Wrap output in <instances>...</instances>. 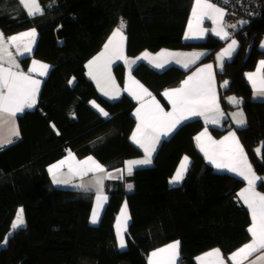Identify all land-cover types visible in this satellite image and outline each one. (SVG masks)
I'll return each mask as SVG.
<instances>
[{
    "label": "trees",
    "instance_id": "1",
    "mask_svg": "<svg viewBox=\"0 0 264 264\" xmlns=\"http://www.w3.org/2000/svg\"><path fill=\"white\" fill-rule=\"evenodd\" d=\"M193 1L40 0L44 10L34 17L17 0L0 1V27L6 34L36 28L33 56L51 66L37 107L18 116L19 137L0 149V264H148L152 250L174 240L180 241V264H197L196 256L209 249L228 254L250 240V212L238 196L245 182L215 170L198 150L195 135L205 126L201 119L183 123L165 139L152 166L110 183L109 204L98 225L90 222L94 192L55 187L48 171L69 151L81 158L92 155L109 169L141 155L130 139L136 102L126 94L117 100L104 97L86 64L121 20L127 23L130 56L163 48L199 49L206 52L202 61H214L225 41L212 35L201 42L183 39ZM243 21L247 23L233 36L237 52L217 77L229 78L228 86L220 87L227 109L236 107L228 96L242 98L247 122L238 133L255 170L264 174V102L252 98L246 77L264 57V4L259 19ZM191 70L170 66L158 71L141 61L134 74L162 97L164 89L178 86ZM115 71L122 82L125 66L118 64ZM210 129L215 135L227 130ZM185 155L192 159L190 168L183 182L173 185L171 178ZM127 183L133 184L130 191ZM259 187L264 190V183ZM124 201L131 222L127 248L120 249L115 222ZM21 207L25 225L13 230Z\"/></svg>",
    "mask_w": 264,
    "mask_h": 264
},
{
    "label": "snow or ice",
    "instance_id": "2",
    "mask_svg": "<svg viewBox=\"0 0 264 264\" xmlns=\"http://www.w3.org/2000/svg\"><path fill=\"white\" fill-rule=\"evenodd\" d=\"M223 2L228 3V0H223ZM20 3L27 10L29 16L42 14L43 10L38 0H20ZM226 15L225 8L218 7L210 0H195L184 38L202 39L206 33L211 32L222 40L228 39L231 33L226 28L235 29L237 25L229 24L225 26L224 18ZM205 18L211 19L215 27L212 29L201 27ZM239 23L243 25L247 22L242 20ZM125 27L126 23L121 20L120 25L114 29L103 46V50L88 62L87 67L89 69L88 75L97 81V86L104 95L116 98L120 95V90L111 76L110 66L114 59L123 60L129 66V84L124 90L140 101V107L136 109L139 123L131 139L144 151L142 159L131 160L126 163V171L131 175L134 166L150 165L152 163V154L155 152L156 144L159 143L160 138L167 136L183 121L202 116L205 118L206 124L209 122L218 124L223 113L219 107L212 64H206L198 68L196 72L182 81L179 87L165 90L163 96L167 98L172 108L171 111H165L155 97L139 81L131 77V66L136 63V60L146 59L153 63L155 67L162 68L168 62L166 58L171 57L175 59L176 63H183V66L187 68L200 59L204 53L184 54L183 59H181L182 54L162 50L156 56L145 52L135 60H129L124 55V44L127 39L124 34ZM35 36V29L7 38L3 36V33H0V132L5 128L7 129V135H0V148L13 143V137H19V129L16 124L17 114L23 113L25 109L33 108L36 104L41 81L31 74L37 73L39 76H45L50 68V65L33 60L28 73L20 71L16 56L9 51V48L14 46L16 52L21 56L30 53L35 42ZM238 47L239 42L232 39L231 43L217 54V66L221 71L225 59H230ZM261 47L264 48V41L261 42ZM162 58H164L163 62H160ZM246 76L256 90V95L264 96V60L259 61L256 72L246 73ZM228 83V81H224L221 87H226ZM227 99L232 104L242 103L236 97H228ZM92 103L94 107L99 108V105H96L94 101ZM99 110L104 116L108 115L103 109ZM232 116L237 125L244 126L246 124L242 111L232 113ZM195 140L197 146L204 152L205 157L214 167L226 169L247 181V187L242 189L238 196L250 211L252 223L248 228V232L251 235V240L229 257L233 264H243V261L248 257L259 250H264V194L256 191L257 182L264 181V177H258L254 172L235 132H229L222 140L216 141L209 135L206 127L203 132L195 137ZM255 151L258 155L261 153L260 148ZM65 164L68 165L69 171L73 175L83 176L89 172L103 173L105 171L104 167L92 157L77 161L69 151L67 157L51 165L48 169L54 184L69 182L67 179L60 178V169ZM187 165L188 157H184L179 169L170 181L171 184H176L183 179ZM108 178H111L110 173ZM103 179L104 177H97L96 184L102 186ZM80 187L84 188L85 186L80 185ZM127 187L131 189L132 185L129 184ZM106 199L107 197L98 188L96 207L93 209L91 216L93 224L98 222L99 209ZM23 212V208L17 211L16 218L12 223L13 230L25 225ZM128 219L127 204L125 203L121 210V217L117 221V237L120 248L126 246L124 233ZM4 243H7V237ZM178 259L179 242L177 241L151 253L149 264H176ZM197 259L199 264H224V258L219 249H213ZM257 260L264 261V255L258 256Z\"/></svg>",
    "mask_w": 264,
    "mask_h": 264
},
{
    "label": "crops",
    "instance_id": "3",
    "mask_svg": "<svg viewBox=\"0 0 264 264\" xmlns=\"http://www.w3.org/2000/svg\"><path fill=\"white\" fill-rule=\"evenodd\" d=\"M0 1H1V0H0ZM210 2L216 4L218 7L225 8L224 6H222L221 4H219V3H217V2H215V1H213V0H210ZM17 3L20 5L21 10H22L23 12H25L26 15H28V14H27V10H26V9L24 8V6L20 3V0H17ZM38 3H39V5H40L41 9L44 10V9H43V6H42V3L40 2V0H38ZM194 3H195V0L193 1L192 8H193ZM192 8H191L190 16H189V18H188V22H189V20H190V18H191V15H192ZM226 11H227V10H226ZM42 12H43V11H42ZM37 15H40V14H37ZM37 15H34V16H37ZM34 16H29V15H28V17H34ZM124 22H125V21H124ZM125 23H126V22H125ZM126 24H127V23H126ZM224 24H225V26H227V25H229V24H235V23H233V22H231L230 20H228L227 15H226L225 18H224ZM201 27H203V28H205V29H212V28L215 27V25L213 24V22H212L211 19H207V18H205V19H203V21H202ZM187 28H188V23H187L186 30H185V32H184V36H183V39H184L185 42H201V41H205V40L208 38V36H210V35L215 36V35L212 34L211 32H208V33H206V34L204 35V37H203L202 39H185L184 37H185V33H186V31H187ZM238 28H239L238 26H237V28H235V29H232V28H226V30H227L229 33H231V35L229 36L228 39L222 40V39H220L219 37L215 36L217 39L226 42L225 45H224V46H223L218 52H221L222 49L226 48L227 45H228L229 43H231V40H232V39H235L233 36H234V33L237 31ZM31 29H35L36 36H35V42H34V44L32 45V51H31L30 53H25L24 55L21 56V55H19V54L16 52V49H15L14 46H12V47L9 48V51H11V52L13 53V55H15L16 58H17V63H18L19 66H20V69H19V70H20V71H23V72H25V73H28V72H29V69H30V67H31V65H32V61H33V60L40 61V62H42V63H44V64L50 65L49 63H47V62H45V61H43V60H40V59H38V58H36V57L33 56V54H34V50H35V48H36V45H37V42H38V39H39V33H38L37 29L32 27V28H27V29H24V30H22V31H19V32L13 33V34H6V32L0 27V33H3V36H4L5 38L10 37V36H13V35H17V34H19V33H23V32L29 31V30H31ZM125 29H126V27H125ZM125 29H124V34H125V36L127 37V35H126V33H125ZM235 40H236V39H235ZM262 41H264V36L261 38L260 45H261V42H262ZM126 47H127V39H126L125 44H124V55H125L129 60H135L137 57H133V56L128 55L127 52H126ZM261 48H262V47H261ZM237 49H238V48H237ZM237 49H236V51L233 53V55H232V57H231L230 59H232V58L234 57V55H235L236 52H237ZM262 49L264 50V48H262ZM102 50H103V49H102ZM102 50H101V51H102ZM162 50L167 51V52H170V53H179V54H182L181 57H180L181 59H183V55H184V54H191V53H204V55H205V53H206L205 51H202V50H199V49H174V48H163V49H161V50H159V51H156V52H149V51H145V52L150 53L152 56H156V54L160 53ZM101 51H100V52H101ZM100 52H98L96 55H94L90 60H92L94 57H96ZM145 52H143V53H145ZM218 52L215 54L214 61H202V58L204 57V55H202V56L200 57V59L196 60L195 63L190 64L189 67H187V68H185V67L183 66V63H180V64L176 63V62H175V59H173V58H171V57H167V58H166V59L168 60V62L165 63V64H164V67H162V68H157V67H155V65H154L153 63H150L149 60H146V59L136 60V63L133 64V65L131 66V77L134 78L136 81H139V83L142 84V85H143V86H144V87H145V88H146V89L152 94L153 97H155L156 101H158V102L160 103L161 107H162L165 111H171V110H172V108H171V104L168 102L167 98L163 96V93L165 92V90L173 89V88H177V87H179V86L181 85L182 82H181L178 86L170 87V88H166V89H164V90L162 91V97H160L158 94H156L154 91H152V89H150L147 85H145V84H144V83H143V82H142V81H141V80H140V79L134 74V69H135V67H136L141 61H143V62H146L148 65H150L152 68H154L155 70H158V71L165 70L166 68H168V67H170V66H173V65H176V66H178V67H181L182 69H185V70H190V69H192V70L186 75V77L182 80V81H184L185 79H187L188 76H190V75H192L194 72H196L198 68H201V67H203V66L206 65V64H212V65H213L214 74H215V88H216V93H217V97H218L219 107H220L221 112L223 113V116L220 118V122H219L218 124H212L211 122H209V123L206 124V122H205V118L202 117V116L192 117V118H190L189 120L183 121L180 125H178V126H177V127L171 132V133H169L167 136H162V137L160 138L159 143L156 144V150H155V152L152 154V163H151L150 165H137V166H134L133 171H135L136 169H139V168L150 167V166H152V165L154 164L155 156H156V154H157V152H158V150H159V148H160L162 142H163L165 139L170 138V137H171V136H172V135H173V134L179 129V127H181V125H182L183 123H185V122H187V121H190V120H193V119H201V120L204 122L205 126H204L202 129H200V130L198 131V133H196L195 137H196L197 135H199L201 132H203L204 129H205L206 127H207V130H208L209 135L212 137L213 140H216V141H220V140H222L223 137H225V136H227V135L229 134V132H235L236 137L239 139V143H240V145H242V147H243V149H244V152H245L246 155H247L248 162L251 164V166H252L254 172L256 173V175H257L258 177H264V174H259V173L255 170V168H254V166H253V164H252V162H251V160H250V157L248 156L247 151H246V149H245V147H244V145H243V143H242V141H241V139H240V136H239V133H238V129H239V128H243L246 124H245L244 126H239V125H237V124L235 123V120L233 119V116H232V113H236V112H241V111H242V112H243V117H244V119H245L246 122H247V118H246L245 111L243 110V108H242V106H241L242 103H240V104H232V103H231L232 105H236V107H233V108H230V109H227V108L224 106V99L222 98V94H221V92H220V87H221V85L223 84L224 81H228V82H229V78L225 77V78H222L220 81L218 80L217 74H218V72H221V69L217 66V63H218V62H217V54H218ZM143 53H142V54H143ZM142 54H141V55H142ZM141 55H140V56H141ZM140 56H138V57H140ZM26 59H28V60H26ZM163 59H164V58H162L160 62H163ZM230 59H227V58L225 59V62H224V65H223V70L225 69V66H226L227 61H229ZM90 60H89V61H90ZM261 60H264V57H263L262 59H260L259 61H261ZM89 61H88V62H89ZM259 61H258V63H257L256 68H255L254 70H252V71L247 72V73L256 72L257 67H258V64H259ZM88 62H87V64H86L87 74H88V72H89V69H88V67H87ZM118 64H123V65L125 66L124 78H123V81H122V82L120 81V79H119V77H118V74H116V71H115V67H116ZM5 66H7V65H5ZM50 68H51V66H50ZM50 68L48 69L47 74H46L45 76H39L37 73H32V74H31V75H33L36 79H39V80L41 81V83H40L39 92H38V95H37V100H36V104H35V106H34L33 108H31V109H25L24 112H26V111H28V110H32V109H34V108L37 107V105H38V101H39V97H40V94H41V91H42V87H43V84H44V79L49 75ZM223 70H222V71H223ZM110 72H111V76H112V78H114L115 83H116V85L118 86V88H119V90H120V95H119L118 97H116V98H111V97H109V96H105L104 93H103V92L100 90V88L97 86V81L94 80V79H92L89 75H88V76H89V78L95 83V85H96V87L98 88L99 92H100L104 97H106L107 99H109V100H117V99L121 98L124 94H126V95H128L130 98H132V99L136 102V107H135L134 110H133V115H134V117H135V119H136V125H135V127H134V129H133V131H132V133H131V136H130V139H131L132 134H133V132L135 131L137 124L139 123V121H138V119H137V116H136V109H137L138 107H140V101H138L137 99L133 98L132 95H130L127 91L124 90L125 87L129 84V66H128L123 60H116V59H114L113 62H112V64H111V66H110ZM246 77H247V76H246ZM247 81L249 82L250 86L252 87V98H253L255 101H263V102H264V96L256 95V90L253 88L252 83L248 80V78H247ZM228 84H229V83H228ZM227 86H228V85H227ZM227 86H226V87H227ZM222 88H225V87H222ZM228 97H236L237 99H239V100L242 101V98H240V97H238V96L230 95V96H228ZM228 101H229V100H228ZM229 103H230V102H229ZM95 104H96V103H95ZM96 105H98V104H96ZM96 108H97V107H96ZM98 109H102V108L99 106ZM24 112H23V113H24ZM23 113H18V114H17L16 124H18V116L21 115V114H23ZM211 126H213V127H218V128H227V130H226L225 132H223L221 135H215V134L212 132V130L210 129ZM0 135H7V129L5 128L2 132H0ZM16 139H17L16 137H13V143H14V141H15ZM131 140H132V139H131ZM133 143H134V142H133ZM195 143H196V140H195ZM11 144H12V143H11ZM134 144H135V143H134ZM7 145H9V144H7ZM135 145L141 150V152H142L141 155L136 156V157H130V158H127V159L125 160V162H124V164H123L122 167H120V168H113V169H109L104 163H102L100 160H98L96 157H94V156H92V155H89V156H86V157L81 158V157H79L75 152L70 151V152L74 155V157H75V159H76L77 161H82V160H85L87 157H92L96 162H98L100 165H102V166L104 167L105 171H104L103 173L89 172L87 175H83V176H81V175H73V173L69 171V167H68V165L65 164V165L60 169V178H61V179H67L69 182L66 183V184H63V183H62V184H54V183H53V185L56 186V187L72 188V189H76V190H82V191H90V192H94V204H93L92 212H93V209L96 207V195H97V190H98V188H99V190L102 192V194H103L104 196L107 197V199H106V201L103 202V206L99 209V219H98V222L95 223V224H93V223L91 222V216H92V213H91V216H90V222H91L93 225H98V224L100 223V220H101V217H102V215H103L104 210L106 209V207H107L108 204H109V200H110V193H109V192H110V190L112 189V185H111L110 183H112L113 181H116V180H123V179L125 178L126 175H129V174L127 173V171H126V163H127L128 161H131V160H138V159H142V158L144 157V151H143V149L140 148L137 144H135ZM196 146H197V143H196ZM197 148H198V150L203 154V156L205 157L204 152H202L198 146H197ZM258 148H260V149L262 150L261 144L258 146ZM0 149H1V148H0ZM68 153H69V152H68ZM68 153H67L64 157H62L61 159H59V160L55 161L54 163L50 164V165L48 166V169H49V167H50L51 165H53V164L59 162L60 160L64 159L65 157H67V156H68ZM184 157H188L187 170H186V172L184 173V177H183V179H182L180 182H178V183H176V184H173V185L181 184V183L183 182V180H184V178H185V176H186V174H187L189 168H190V165H191V161H192V159H191L188 155H185V156H183V158L181 159V161H180V163H179V165H178V167H177V169H176L174 175L176 174L177 170L179 169V167H180V165H181V162L184 160ZM205 159H206V161H207L211 166L214 167V165L211 164V163L208 161V159H207L206 157H205ZM214 168H215V170H217V171H219V172L230 173V174L235 175L236 177H239V178H241L242 180H244L242 177L236 175L235 173L229 172V171H227L226 169H217L216 167H214ZM133 171H132V172H133ZM109 173L111 174V178H108V174H109ZM49 174H50V173H49ZM174 175H173V177H174ZM50 176H51V174H50ZM97 177H104L102 186H98V185L96 184V178H97ZM173 177H172V178H173ZM51 178H52V176H51ZM172 178H171V180H172ZM52 182H53V181H52ZM244 182H245L244 186L238 191V193H240V191H241L242 189H244L245 187H247V181L244 180ZM262 182L264 183V181H258V182H257L256 191L260 192L261 194H264V190H262V189L259 187V186L262 184ZM129 184H131L132 187H133V184H132V183H127V185H126V189H127V191H130V190L132 189V188L129 189V188L127 187ZM80 185H84L85 187H84V188H81ZM240 200H241V199H240ZM241 202H242V204L247 208V206L243 203L242 200H241ZM125 203L127 204V215H128V217H129V219L127 220V227H126V231H125V233H124V238H125V241H126V246H125L124 248H120V246H119V240H118V237H117V221H118V219H120V217H121V210H122V208L124 207ZM247 209H248V208H247ZM248 211H249V209H248ZM249 212H250V211H249ZM250 216H251V215H250ZM130 222H131V214H130L129 205H128L127 201H124V203L122 204V207H121L119 213L117 214L116 222H115V231H116L117 243H118V246H119L120 249H126V248H127V243H128V242H127L126 234H127V230H128L129 225H130ZM251 223H252V221H251ZM250 226H251V224H250ZM250 240H251V238H250ZM250 240H249L248 242L244 243L243 245L249 243ZM177 241L179 242V259L176 261V264H180V241H179V240H174V241H172V242H170V243H167V244H165V245H163V246H160V247H158V248L152 250V251L149 253V255H148V264H149V260H150V257H151V253H153L154 251H156V250H158V249L165 248L167 245L173 244V243H175V242H177ZM243 245H241V246L238 247L236 250H234V251H232V252H230V253H228V254L224 253L220 248H218V247H214V248L209 249V250H207V251L201 253L200 255L196 256V258H195L196 263L199 264V261H198V259H197L198 257H201L203 254H205V253H207V252H210V251L213 250V249H219L220 252H221V254H222V256H223V258H224V264H233V262L229 259L230 255H231L232 253L236 252V251H237L239 248H241ZM165 255H166V254H165ZM261 255H264V250H259L258 252L254 253L252 256H250V257H248L246 260H244V261H243V264H253V262H255V264H264V261H258V260H257V257H258V256H261Z\"/></svg>",
    "mask_w": 264,
    "mask_h": 264
},
{
    "label": "built area",
    "instance_id": "4",
    "mask_svg": "<svg viewBox=\"0 0 264 264\" xmlns=\"http://www.w3.org/2000/svg\"><path fill=\"white\" fill-rule=\"evenodd\" d=\"M222 3L223 0H219ZM264 0H228L224 3L227 9V18L231 22L240 27V21L259 19L261 15V8L263 7ZM7 148V145L2 149Z\"/></svg>",
    "mask_w": 264,
    "mask_h": 264
},
{
    "label": "rangeland",
    "instance_id": "5",
    "mask_svg": "<svg viewBox=\"0 0 264 264\" xmlns=\"http://www.w3.org/2000/svg\"><path fill=\"white\" fill-rule=\"evenodd\" d=\"M218 53H220V52H218ZM173 66H176V65H173ZM17 126H18V129H19V124H17ZM19 134H20V129H19ZM56 187V186H55ZM21 208H23V207H21ZM24 210V209H23ZM23 215H24V212H23ZM24 220H25V217H24Z\"/></svg>",
    "mask_w": 264,
    "mask_h": 264
}]
</instances>
